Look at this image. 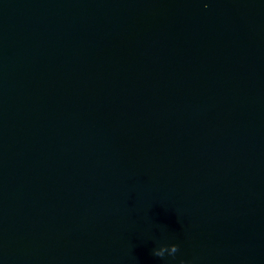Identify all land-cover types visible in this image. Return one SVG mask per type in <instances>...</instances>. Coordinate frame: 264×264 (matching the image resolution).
<instances>
[{
	"label": "water",
	"instance_id": "obj_1",
	"mask_svg": "<svg viewBox=\"0 0 264 264\" xmlns=\"http://www.w3.org/2000/svg\"><path fill=\"white\" fill-rule=\"evenodd\" d=\"M0 264H264V0H0Z\"/></svg>",
	"mask_w": 264,
	"mask_h": 264
}]
</instances>
